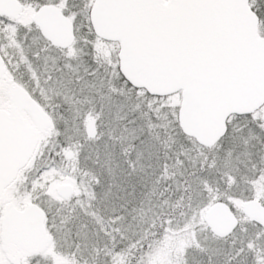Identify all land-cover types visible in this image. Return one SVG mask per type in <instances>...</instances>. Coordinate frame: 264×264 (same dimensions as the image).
<instances>
[{"label":"snow or ice","instance_id":"1","mask_svg":"<svg viewBox=\"0 0 264 264\" xmlns=\"http://www.w3.org/2000/svg\"><path fill=\"white\" fill-rule=\"evenodd\" d=\"M0 264H264V0H0Z\"/></svg>","mask_w":264,"mask_h":264}]
</instances>
